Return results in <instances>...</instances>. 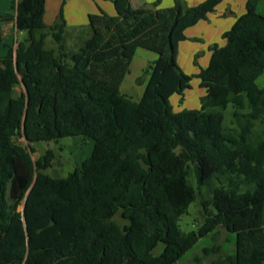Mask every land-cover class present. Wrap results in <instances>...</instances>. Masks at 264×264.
I'll list each match as a JSON object with an SVG mask.
<instances>
[{
  "label": "trees",
  "instance_id": "16d2710c",
  "mask_svg": "<svg viewBox=\"0 0 264 264\" xmlns=\"http://www.w3.org/2000/svg\"><path fill=\"white\" fill-rule=\"evenodd\" d=\"M221 1L112 0L115 14H90L89 36L69 49L62 8L47 25L45 0L13 2L26 36L0 55V264H175L220 227L235 234L233 250L216 245L210 264H264V0L245 1L197 74L177 64L185 30ZM139 48L156 58L133 99L120 86ZM192 78L205 89L200 107L174 111L171 96L181 102ZM229 104L234 127L225 128ZM62 137L92 150L52 176L54 151L33 159L32 144ZM197 199V226L183 231L180 216ZM120 209L135 215L129 230Z\"/></svg>",
  "mask_w": 264,
  "mask_h": 264
},
{
  "label": "crops",
  "instance_id": "0c3cea01",
  "mask_svg": "<svg viewBox=\"0 0 264 264\" xmlns=\"http://www.w3.org/2000/svg\"><path fill=\"white\" fill-rule=\"evenodd\" d=\"M16 1L17 0H0V37L5 39H9L11 37L14 38L12 45L5 42L6 50L8 46H13V48L16 47L17 41H19L18 35L21 34V31L17 30L15 23L16 12L15 9H13V2ZM129 1L133 7H151L155 0ZM173 1L174 0H160L159 6L169 7L173 4ZM201 1L203 0H184L188 6L196 5ZM245 1L246 0H222L215 7L214 11L207 15L206 19L198 21L195 25L185 30L186 39L179 42L177 49V64L185 73L195 75L201 68H204L207 65L211 54L210 48L214 44L221 46L225 43L223 33L227 31L235 19L244 12ZM61 8L66 22L65 39L67 46H73L76 40L80 41L85 36L88 37V16L90 14H96L101 11L108 15L115 14L112 0H45L43 14L44 22L47 25H52L55 22L56 16ZM257 11L264 14V3L262 1L258 3ZM6 14H10L11 17H4ZM23 38L25 37H22V39ZM138 54V61L134 64V57ZM135 55L130 62L129 72L122 80L120 90L122 93L132 97L133 99H138L143 92L144 82L147 79V76L143 71L156 58V54L150 51V53L138 52L135 53ZM136 67L139 69V72L134 73V68ZM262 75L264 76V71L260 76ZM139 79H141L140 82L138 81ZM192 80H195V84L198 86V95L200 97L203 96L205 94V89L199 86V79L192 78ZM258 86L262 87L261 85ZM173 99L176 101V111L185 106V97L181 102H179L178 95L175 94L171 96V105ZM196 102L197 100L195 99L193 101L195 106ZM199 106L200 104L198 107ZM212 232L207 236L200 238L182 256L187 257L189 253L193 252L197 248H200V246L203 249H207L208 252H214L213 250L215 249L213 248L215 247V239L212 237V234L215 232ZM229 233L232 234L230 235L231 243H234L235 234L231 231H229ZM204 239H207V241H204Z\"/></svg>",
  "mask_w": 264,
  "mask_h": 264
},
{
  "label": "rangeland",
  "instance_id": "374dc122",
  "mask_svg": "<svg viewBox=\"0 0 264 264\" xmlns=\"http://www.w3.org/2000/svg\"><path fill=\"white\" fill-rule=\"evenodd\" d=\"M89 32V27L87 29ZM90 34V32H89ZM88 34V36H89ZM26 36V32L21 31V34L18 35V39L21 40L22 37ZM85 36L83 39H85ZM82 40L74 42L73 46H67L69 48H75L76 46L80 45ZM5 42L9 45H12L14 42V38L11 37L9 39L1 38L0 37V55H4L6 53V45ZM54 45V41L48 37L46 39V47H52ZM138 52H145L150 53V51L145 49H137L136 53ZM134 57V64L138 61V55ZM201 58V57H200ZM136 62V63H135ZM133 68V67H132ZM133 70V69H132ZM139 72V69L136 67L134 68V73ZM256 83L258 85H264V76H260ZM19 87L16 88V91H19ZM184 97L186 99L184 109H196L199 108L198 105L200 104V96L198 95V86L195 84V80H192V87L186 89L184 92ZM197 100L196 106L193 103L194 100ZM173 99L172 105L174 106V111L176 108V101ZM182 108V109H183ZM223 112V126L227 127H234L232 112L233 106L229 104L225 109H222ZM21 142L25 143L23 139H20ZM26 144V143H25ZM32 146L34 147V152H32L33 159H37L40 157L46 149H52L55 153V159L52 162V166L49 167L46 172L52 176H66L75 166H78L80 162L90 154L92 150V143L87 140H82L80 137H62L55 141H41L33 143ZM190 183L196 187V178L193 173L189 176ZM200 205L198 203V199L193 201L187 208V211L180 216L178 221V226L183 231H188L194 229L197 226V218L199 214ZM132 213L126 211L125 209H120L117 214L115 215V219L121 223L124 227H127L129 230L128 224V217H134ZM166 229H170L173 225L171 223H164ZM212 234V237L215 239V247L216 245H220L222 249L231 252L233 250L234 243H231V238L228 230L220 227L215 229ZM212 232V233H213ZM207 241V239H204ZM202 241V242H204ZM199 245V244H198ZM197 245V246H198ZM215 247L213 249H215ZM162 248L161 243H157L155 247L151 248L152 253H158ZM214 251V250H213ZM197 254L201 257V261L199 263L195 262L192 257ZM214 252H208L207 249H203L201 246L200 248L195 249L193 252L189 253L187 257L181 256L177 259L176 264H210V260L212 259Z\"/></svg>",
  "mask_w": 264,
  "mask_h": 264
},
{
  "label": "water",
  "instance_id": "95a60500",
  "mask_svg": "<svg viewBox=\"0 0 264 264\" xmlns=\"http://www.w3.org/2000/svg\"><path fill=\"white\" fill-rule=\"evenodd\" d=\"M21 209L24 210V203L22 204Z\"/></svg>",
  "mask_w": 264,
  "mask_h": 264
}]
</instances>
